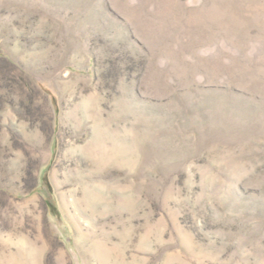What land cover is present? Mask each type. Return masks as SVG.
<instances>
[{
	"label": "rangeland",
	"instance_id": "374dc122",
	"mask_svg": "<svg viewBox=\"0 0 264 264\" xmlns=\"http://www.w3.org/2000/svg\"><path fill=\"white\" fill-rule=\"evenodd\" d=\"M0 264H264V0H0Z\"/></svg>",
	"mask_w": 264,
	"mask_h": 264
}]
</instances>
